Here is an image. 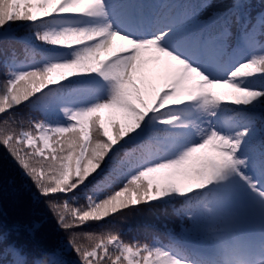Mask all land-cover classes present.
<instances>
[{
    "label": "snow or ice",
    "instance_id": "obj_1",
    "mask_svg": "<svg viewBox=\"0 0 264 264\" xmlns=\"http://www.w3.org/2000/svg\"><path fill=\"white\" fill-rule=\"evenodd\" d=\"M0 146L67 235L0 222V264H264V0H0ZM245 197L260 237L221 259ZM145 208L143 241L75 231Z\"/></svg>",
    "mask_w": 264,
    "mask_h": 264
},
{
    "label": "trees",
    "instance_id": "obj_2",
    "mask_svg": "<svg viewBox=\"0 0 264 264\" xmlns=\"http://www.w3.org/2000/svg\"><path fill=\"white\" fill-rule=\"evenodd\" d=\"M179 2L181 0H166L167 2ZM183 3L191 0H182ZM259 4L261 0H253ZM18 35H24V30H20ZM19 59L23 60L25 54L22 45H17ZM18 119L24 121L23 126L27 127L28 119H43L44 114L40 112L23 109L17 114ZM47 119L64 123L59 118ZM158 130L163 131L166 126L157 124ZM45 198L41 197L35 189L31 180L28 179L22 170L16 165L6 150L0 146V222L7 228L10 224L20 226L22 238L31 245L37 247H47L60 244L66 241L67 235L59 229L52 213L44 202ZM82 202V201H81ZM155 221L147 209L143 212L132 210L131 213L125 212L121 217L115 219L111 225L104 222L91 223L75 231L93 235H105L110 230H117L123 239L129 242L136 240H145L154 230ZM166 243V241H164ZM81 243H90L87 239H82Z\"/></svg>",
    "mask_w": 264,
    "mask_h": 264
},
{
    "label": "clouds",
    "instance_id": "obj_3",
    "mask_svg": "<svg viewBox=\"0 0 264 264\" xmlns=\"http://www.w3.org/2000/svg\"><path fill=\"white\" fill-rule=\"evenodd\" d=\"M249 240H251V238L247 236L246 234L239 233V232H232L228 234L226 237H224L223 239L216 238L214 240V244L216 245L218 251L220 252V258L223 259V251L226 248H229L234 245L242 244Z\"/></svg>",
    "mask_w": 264,
    "mask_h": 264
},
{
    "label": "rangeland",
    "instance_id": "obj_4",
    "mask_svg": "<svg viewBox=\"0 0 264 264\" xmlns=\"http://www.w3.org/2000/svg\"><path fill=\"white\" fill-rule=\"evenodd\" d=\"M150 68L152 67L151 65L149 66ZM151 77V74H149V78ZM182 120V119H181ZM249 200L248 198H242L241 200H239L238 202H234L233 204L235 205H239L242 203L243 204H246L247 207L249 208L250 207V203H249ZM251 201V200H250Z\"/></svg>",
    "mask_w": 264,
    "mask_h": 264
}]
</instances>
